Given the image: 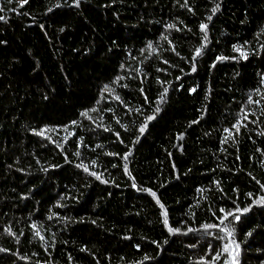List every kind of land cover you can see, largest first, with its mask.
<instances>
[{
    "label": "trees",
    "instance_id": "trees-1",
    "mask_svg": "<svg viewBox=\"0 0 264 264\" xmlns=\"http://www.w3.org/2000/svg\"><path fill=\"white\" fill-rule=\"evenodd\" d=\"M0 17V264H264V0Z\"/></svg>",
    "mask_w": 264,
    "mask_h": 264
},
{
    "label": "snow or ice",
    "instance_id": "snow-or-ice-1",
    "mask_svg": "<svg viewBox=\"0 0 264 264\" xmlns=\"http://www.w3.org/2000/svg\"><path fill=\"white\" fill-rule=\"evenodd\" d=\"M22 2H26V0H22ZM3 17H0V19H2ZM203 27H206V26H203L202 25V28ZM197 54H199V53H197ZM153 195H155L154 193H153ZM262 203H264V201H262ZM167 214L165 213V216H166ZM237 219H238V217H237ZM221 223H223V220L221 221ZM165 224H167V219H165ZM207 227H215V225H208Z\"/></svg>",
    "mask_w": 264,
    "mask_h": 264
}]
</instances>
